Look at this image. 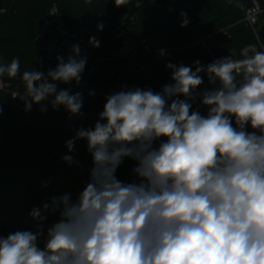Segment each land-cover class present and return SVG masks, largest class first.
Instances as JSON below:
<instances>
[{
    "label": "clouds",
    "instance_id": "1",
    "mask_svg": "<svg viewBox=\"0 0 264 264\" xmlns=\"http://www.w3.org/2000/svg\"><path fill=\"white\" fill-rule=\"evenodd\" d=\"M89 44L100 46L95 37ZM71 52L46 73H22L25 90L13 98L25 111L35 104L46 112L49 102L70 117L81 114L82 93L58 87L81 82L87 58L79 44ZM194 63L195 70L168 62L172 83L159 92L133 88L106 97L94 127L78 128L66 142L72 153L78 140L87 141L93 166L83 190L75 200L64 193L34 207L37 231L0 236V264H264V52ZM201 73L219 86L197 92ZM18 74L19 58L0 63V78ZM196 98L207 115L192 110ZM125 158L136 162L133 182L116 176ZM62 159L75 162L71 154ZM56 213L45 232L47 214Z\"/></svg>",
    "mask_w": 264,
    "mask_h": 264
},
{
    "label": "trees",
    "instance_id": "2",
    "mask_svg": "<svg viewBox=\"0 0 264 264\" xmlns=\"http://www.w3.org/2000/svg\"><path fill=\"white\" fill-rule=\"evenodd\" d=\"M253 1L262 9L260 21L264 29V0H141L139 7L136 0H129L122 7H117L115 0H0V63L20 60V74L15 78L2 77L9 86L0 90V192L18 188L28 170L46 163L78 128H93L108 95L133 88L159 92L165 84L172 83L168 62L195 70L197 60L206 66L252 42L253 33L244 17ZM53 5L58 7L70 33L83 40L87 62L91 63L82 73L81 82H74L71 93H82L83 106L69 126V113L63 107L53 110L45 102L46 112L35 104L31 111H25L24 102L11 97L12 92H24V71L46 73L56 68L43 57L35 41L41 22ZM181 12L189 21L185 27H181ZM99 24L104 25L102 31L98 30ZM120 25L136 38L137 55L119 53L118 38L111 55L102 59ZM91 37L100 42L98 48L89 44ZM201 40H205L207 48L200 45ZM143 44L150 51L143 49ZM161 49L165 50L164 56L158 52ZM90 92L94 95L90 96ZM249 130L253 129L248 126ZM67 154L92 163L86 140H78L72 153L65 147ZM135 165V161L125 158L117 169V178L133 182Z\"/></svg>",
    "mask_w": 264,
    "mask_h": 264
},
{
    "label": "rangeland",
    "instance_id": "3",
    "mask_svg": "<svg viewBox=\"0 0 264 264\" xmlns=\"http://www.w3.org/2000/svg\"><path fill=\"white\" fill-rule=\"evenodd\" d=\"M80 49L81 55L86 56L84 43ZM65 145L63 143L46 163L28 170L18 188L8 193L0 192V236L6 237L9 233L27 228L37 229V222L29 216L34 207H42L53 195L64 193H71L75 200L83 190L93 164L78 158H74L72 165L63 161ZM48 217L55 223L59 214H48ZM51 225L48 223L45 229Z\"/></svg>",
    "mask_w": 264,
    "mask_h": 264
},
{
    "label": "built area",
    "instance_id": "4",
    "mask_svg": "<svg viewBox=\"0 0 264 264\" xmlns=\"http://www.w3.org/2000/svg\"><path fill=\"white\" fill-rule=\"evenodd\" d=\"M53 13H55V15H53ZM261 13L262 9L259 7L256 1H253L252 5L246 10L244 21L252 31L254 40L242 46L238 51H230L222 57L231 56L233 59H243L246 56L253 55L256 51L264 52V29L262 28L260 21ZM35 41L43 57L47 61L54 63L56 66L57 56H61L66 60L67 57L72 54L71 50L73 45L79 44L80 46L83 43V40L76 38L70 33L58 7L54 5L48 9L45 17L43 18L35 37ZM199 43L202 47L207 48L205 40H201ZM116 48H118L119 53L129 57H135L138 53L137 40L129 32H125V34L120 38L119 44ZM143 49L150 51L147 44H143ZM158 52L165 53V50L161 49L158 50ZM164 55L165 54L162 56ZM217 59L219 58H216V60ZM90 65V62L86 63L84 72L89 69ZM201 75L204 77V83L196 90L197 92L211 90L219 86L218 83L216 85L210 84L204 73H201ZM74 82L75 81L70 84L60 83L58 86L61 89L67 88L70 90V92H72L74 88ZM8 86V82L0 78V90L3 91L7 89ZM13 96H16L15 92H12L11 97L13 98ZM189 102L192 103L193 111L198 110L202 115H207L208 108L207 106L201 104L199 98ZM251 131L253 130H249V132Z\"/></svg>",
    "mask_w": 264,
    "mask_h": 264
},
{
    "label": "water",
    "instance_id": "5",
    "mask_svg": "<svg viewBox=\"0 0 264 264\" xmlns=\"http://www.w3.org/2000/svg\"><path fill=\"white\" fill-rule=\"evenodd\" d=\"M124 34H125V32H124V30H123V26L120 25V26L116 29V31L114 32V34H113V36H112V39L110 40V42L108 43V45H107L105 51L103 52V54H102V59H106V58H108V57L111 55V53H112V48H113L114 43L116 42V40H117L118 38H121ZM75 117H76V116H71V117H70V114H69L68 119H67V123H66V124L69 126V124L74 120ZM52 186H53V181H52ZM50 188H52V187H50ZM50 188H49V195H50Z\"/></svg>",
    "mask_w": 264,
    "mask_h": 264
},
{
    "label": "flooded vegetation",
    "instance_id": "6",
    "mask_svg": "<svg viewBox=\"0 0 264 264\" xmlns=\"http://www.w3.org/2000/svg\"><path fill=\"white\" fill-rule=\"evenodd\" d=\"M48 223L53 224L51 221H49V217H48V214H47V219H46V221L43 222V226H44V230H45V232H46V229H47V228L45 229V226H46ZM25 230H31V231H33V232L37 231V229H32V228H27V229H25ZM3 236L5 237V235H3ZM6 237H7V236H6ZM38 242H39V246H40L41 248H43V247H44V237L42 236Z\"/></svg>",
    "mask_w": 264,
    "mask_h": 264
}]
</instances>
